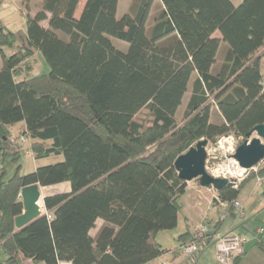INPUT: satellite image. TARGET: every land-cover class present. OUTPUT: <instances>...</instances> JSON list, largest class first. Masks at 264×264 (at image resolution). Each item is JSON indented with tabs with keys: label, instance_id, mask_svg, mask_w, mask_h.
Wrapping results in <instances>:
<instances>
[{
	"label": "trees",
	"instance_id": "obj_1",
	"mask_svg": "<svg viewBox=\"0 0 264 264\" xmlns=\"http://www.w3.org/2000/svg\"><path fill=\"white\" fill-rule=\"evenodd\" d=\"M31 1L21 3L27 9ZM156 1L160 12L148 29ZM79 2L40 0L24 30L0 21V252L7 264H147L164 253L156 234L175 228L182 209L187 182L175 159L199 140L232 136L242 144L264 124V0H133L120 17L119 0H87L76 19ZM215 32L229 50L213 75ZM40 59L47 71L34 77ZM215 108L220 124L210 121ZM142 111L146 122L136 118ZM21 122L35 160H63L19 175L25 151L8 128ZM7 160L16 166L8 179ZM263 174L264 166L238 189L217 191L219 200L232 202ZM63 183L70 191L45 197V214L17 231L21 189ZM97 220L104 224L93 239Z\"/></svg>",
	"mask_w": 264,
	"mask_h": 264
},
{
	"label": "crops",
	"instance_id": "obj_2",
	"mask_svg": "<svg viewBox=\"0 0 264 264\" xmlns=\"http://www.w3.org/2000/svg\"><path fill=\"white\" fill-rule=\"evenodd\" d=\"M86 1L87 0H80L74 14L76 19L80 17ZM230 1L234 6H238L243 0ZM120 2L121 0H119L118 2L117 17H120L126 12L121 11ZM150 26L151 25H148L147 28L149 29ZM213 37L220 40V45L215 57V64L211 67L210 70V73L214 75L219 71L221 65L223 64L229 47L227 44L222 42V37L219 32H215L213 34ZM124 48L125 47L123 45L121 49L124 50ZM260 57V72L264 80V49L261 51ZM40 62H42V71H47V67L43 63L42 59H40ZM1 63L2 61L0 59V66ZM33 76H35L34 73ZM196 77L197 74L193 73L188 84V89L190 85L192 88V83L196 79ZM210 121L217 124H220L223 121L221 114L216 110V108L211 111ZM8 129L10 134L13 138L16 139V141H19V139L21 138L24 139L29 148V140L22 136V133L25 130L24 123L21 122L15 124L13 126H10ZM28 148L26 151L29 152ZM26 156L33 158L32 154H26ZM52 157L60 158V156ZM34 161V167L37 168V163L41 160L34 159ZM189 183H187L185 193L181 198L182 209L180 212H178L176 227L171 230L158 232L155 236V241L160 246L161 250L164 251V253H167V251L176 250L179 245L185 243L188 239H190L192 230L196 225L202 222H207L210 228L220 233L232 231L244 239L243 254L236 260L235 264H264V200L253 198L257 190L261 191L262 195H264V183H255V187L248 193L244 191V186L241 188V190L244 191V194L241 195L243 192L240 190L238 200L243 205L244 218H236L235 211L232 209L231 212H229L230 214L227 218L228 220L226 219L227 222L226 220L222 222L218 221L217 216L222 212V210L217 205V203L214 202L213 204H210L211 200H209L207 197V194L209 193L211 194V196H214L212 195V192H214L213 189H205V191H203L204 188L200 186H191L189 185ZM63 184L68 186V190L65 192L68 193L70 191L69 184ZM103 224L104 223L102 220L96 221L94 229L90 231V236L93 239L96 237L99 229L103 226ZM260 229H262V232H260ZM182 235L186 236L182 239H179V237ZM0 259L5 260L2 255ZM162 262H166V264H217L215 249L212 246L201 250L199 254L190 261L185 260V258L177 252L173 255L162 254L154 260L148 262L147 264H161ZM61 264L68 263L64 262Z\"/></svg>",
	"mask_w": 264,
	"mask_h": 264
},
{
	"label": "built area",
	"instance_id": "obj_3",
	"mask_svg": "<svg viewBox=\"0 0 264 264\" xmlns=\"http://www.w3.org/2000/svg\"><path fill=\"white\" fill-rule=\"evenodd\" d=\"M264 86V81H263ZM18 143L23 146L24 139H19ZM238 143L232 136H226L219 138L210 147L207 144L205 170L213 178L224 179L231 184V188L238 189L239 184L247 179L251 174H257L259 169L264 166V159L256 166L250 169H243L239 166L238 162L234 159V154ZM27 155H31L30 152L25 151ZM256 184L264 183V174L257 175L255 178ZM189 183V182H187ZM214 202L222 210L218 214L217 219L219 222L226 220L229 216L230 209L235 211L236 218L243 219V205L237 199L230 203H223L218 197H214ZM206 220V219H205ZM262 232V229H260ZM192 239L178 246L174 251H167V253L173 255L179 253L185 260H193L201 250L212 246L216 253L217 264H235L236 260L243 254L244 239L232 231L218 232L207 224L202 222L196 225L191 233ZM1 257V252H0ZM0 264H7L0 259ZM161 264H166L162 262Z\"/></svg>",
	"mask_w": 264,
	"mask_h": 264
},
{
	"label": "water",
	"instance_id": "obj_4",
	"mask_svg": "<svg viewBox=\"0 0 264 264\" xmlns=\"http://www.w3.org/2000/svg\"><path fill=\"white\" fill-rule=\"evenodd\" d=\"M247 136L248 140L238 145L234 154V159L243 169H250L264 159V124L254 127ZM206 146L205 140H199L188 151L175 159L173 167L179 179L184 182L195 180L200 187L215 191L231 187V184L226 180L213 178L206 172ZM20 199L23 211L14 219L17 231L26 228L42 216L44 197H42L41 188L38 185H31L21 189Z\"/></svg>",
	"mask_w": 264,
	"mask_h": 264
},
{
	"label": "rangeland",
	"instance_id": "obj_5",
	"mask_svg": "<svg viewBox=\"0 0 264 264\" xmlns=\"http://www.w3.org/2000/svg\"><path fill=\"white\" fill-rule=\"evenodd\" d=\"M22 0H5L4 3L0 6V21L3 24L4 27H6L9 31L15 32L18 30H24L26 28V18L25 15L27 14H35L37 11H39L40 9V0H35V1H31L30 4L28 5V8H24L22 3ZM133 0H121L120 2V9L123 12H127L128 8L130 6V4L132 3ZM160 3L158 1L154 2L151 10H150V14H149V25H151L153 23V19L159 14L160 12ZM43 26H46V22L42 23ZM113 44L115 47L117 48H121L123 47L122 42L117 41V40H112ZM126 45V44H125ZM13 51L10 49H4V53L6 55H10ZM42 62H40V60L36 63L35 68L33 73L35 74V76H39L42 74ZM34 76V77H35ZM190 92H191V85L189 86V89L187 91V93L185 94V97L183 99L182 105L179 108L175 119L177 124H181L182 120H183V113L187 104V100L189 99L190 96ZM140 120H143V122L147 121V114L145 111H142L138 117ZM238 145H240V140L236 139ZM210 145V147H213V143H208ZM23 150L26 151L28 148V144L25 142L23 144ZM63 160L62 157L60 158H54V157H50L48 159H43L41 161H39L38 167H43V166H48L51 164H55L57 162H61ZM34 159L31 157L26 156V153H22L20 156V160L18 165L20 166V169L18 171L19 175H27L31 172H33L35 170L34 167ZM5 168H6V178H10L11 176H13V174L15 173L16 170V166L13 165L9 160H7L5 162ZM255 179H249L245 182L244 184V191L245 192H249L252 191V189L255 187ZM187 185V184H186ZM189 185L191 186H199V184L197 183V181H191L189 183ZM68 190V186L63 184V185H59V186H51V187H47V188H41V194L42 197H47L50 195H54V194H60V193H65ZM203 191H205V188L203 189ZM214 192H212L214 196H211V194H207V197L209 200H211L210 204L214 203V197H217V191H215L213 189ZM243 193L241 195L244 194V191L241 190ZM254 199H259V200H264V195H262V192L257 190V192L254 194ZM45 214L44 208L42 207V215ZM228 220V219H227ZM226 220V222H227Z\"/></svg>",
	"mask_w": 264,
	"mask_h": 264
},
{
	"label": "bare ground",
	"instance_id": "obj_6",
	"mask_svg": "<svg viewBox=\"0 0 264 264\" xmlns=\"http://www.w3.org/2000/svg\"><path fill=\"white\" fill-rule=\"evenodd\" d=\"M41 204V203H40Z\"/></svg>",
	"mask_w": 264,
	"mask_h": 264
}]
</instances>
